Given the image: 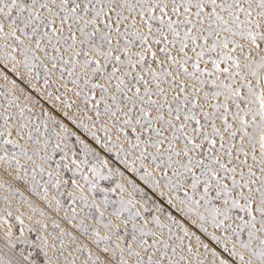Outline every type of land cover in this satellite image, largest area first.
<instances>
[{
    "label": "snow or ice",
    "instance_id": "1",
    "mask_svg": "<svg viewBox=\"0 0 264 264\" xmlns=\"http://www.w3.org/2000/svg\"><path fill=\"white\" fill-rule=\"evenodd\" d=\"M0 264H264V0H0Z\"/></svg>",
    "mask_w": 264,
    "mask_h": 264
}]
</instances>
